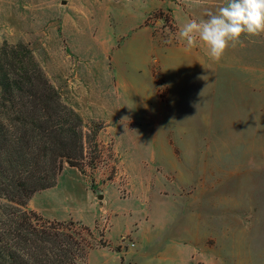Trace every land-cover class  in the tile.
Listing matches in <instances>:
<instances>
[{"label":"rangeland","instance_id":"obj_1","mask_svg":"<svg viewBox=\"0 0 264 264\" xmlns=\"http://www.w3.org/2000/svg\"><path fill=\"white\" fill-rule=\"evenodd\" d=\"M160 1L0 0V47L26 44L84 129L98 128L94 166L88 149L84 173L63 163L25 209L89 226L105 245L86 264H113L114 250L118 264H167L156 259L175 243L197 264H264V33L242 35L210 65L214 86L182 99L161 73L176 26ZM193 3L204 20L227 0Z\"/></svg>","mask_w":264,"mask_h":264},{"label":"trees","instance_id":"obj_2","mask_svg":"<svg viewBox=\"0 0 264 264\" xmlns=\"http://www.w3.org/2000/svg\"><path fill=\"white\" fill-rule=\"evenodd\" d=\"M63 103L30 48L0 47V264H86L92 229L25 209L34 191L53 186L66 163L84 173L94 166L97 129ZM88 158V157H87ZM103 234H100L102 237Z\"/></svg>","mask_w":264,"mask_h":264},{"label":"crops","instance_id":"obj_3","mask_svg":"<svg viewBox=\"0 0 264 264\" xmlns=\"http://www.w3.org/2000/svg\"><path fill=\"white\" fill-rule=\"evenodd\" d=\"M158 6L169 9V12L174 20V25L176 26L175 39L171 40L169 44L164 46L159 59L161 73L167 87L169 89L177 88L178 91L180 90L178 93L181 94L180 96L182 99L187 98L189 89L190 92H192L193 89L197 88L200 84L206 88H209L210 85L212 88L214 86L215 77L214 69H212L210 65L215 64V61L209 56L206 45L198 40L196 47L188 49L186 47V41L181 40L178 36L179 29L185 22L190 19L198 20L194 16L195 5L193 0H186L180 4L171 0H161L159 3L153 4V7ZM150 226V228L154 227L153 224H150ZM127 231L131 232V229H128ZM127 231L120 234L119 238L126 234ZM134 234L135 241H139V228L134 231ZM117 239L114 243L110 242L109 239H107V241L110 245H115L118 243ZM187 241L188 240H184V243H187ZM135 245L136 244L134 243L133 246ZM170 246L171 248L169 250L158 254V256H162H159L160 259H156L158 262L160 260H165L167 261V264H197L198 250L194 249L192 245L189 246L186 244L184 250L181 245L178 246L176 243ZM112 252L115 253L119 259V261L113 264H118L120 262V256L118 255L119 252L115 250ZM126 252H129V250ZM140 253L142 254L143 250L140 251ZM132 259L134 264L138 263L136 257Z\"/></svg>","mask_w":264,"mask_h":264},{"label":"clouds","instance_id":"obj_4","mask_svg":"<svg viewBox=\"0 0 264 264\" xmlns=\"http://www.w3.org/2000/svg\"><path fill=\"white\" fill-rule=\"evenodd\" d=\"M207 19H190L179 29L178 36L192 49L199 40L209 56L219 61L228 47L240 42L242 35L264 33V0H227L216 12L208 11Z\"/></svg>","mask_w":264,"mask_h":264}]
</instances>
